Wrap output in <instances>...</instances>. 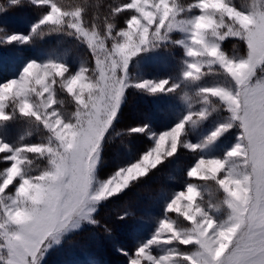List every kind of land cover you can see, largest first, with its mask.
I'll use <instances>...</instances> for the list:
<instances>
[{
	"label": "snow or ice",
	"instance_id": "snow-or-ice-1",
	"mask_svg": "<svg viewBox=\"0 0 264 264\" xmlns=\"http://www.w3.org/2000/svg\"><path fill=\"white\" fill-rule=\"evenodd\" d=\"M26 4L42 15L27 33L0 27V47L66 35L91 61L73 68L58 57L28 58L0 82V264H46L54 248L99 226L107 205L184 150L195 160L181 190L161 194L162 216L134 252L116 251L127 264H264V0H119L92 18L85 4L6 0L0 15ZM230 40L243 52L225 50ZM168 48L183 53L175 78L133 74L130 66ZM130 90L176 96L182 110L165 131L149 123L118 131ZM16 122L43 138L12 140ZM124 136L153 146L101 178ZM128 217L116 222L127 227Z\"/></svg>",
	"mask_w": 264,
	"mask_h": 264
},
{
	"label": "rangeland",
	"instance_id": "rangeland-1",
	"mask_svg": "<svg viewBox=\"0 0 264 264\" xmlns=\"http://www.w3.org/2000/svg\"><path fill=\"white\" fill-rule=\"evenodd\" d=\"M114 1L63 0V3L68 6L97 3L94 6H100L102 10L104 5H100V3H114ZM182 2L188 3L190 0H182ZM251 2L252 0H234V3L239 7H247ZM5 3L6 0L0 1V4ZM88 14L92 15V12L89 11ZM40 15H42L40 10L27 4L23 7L10 8L5 15H0V27L6 28L9 33H27L30 23ZM234 45L237 51L243 52V45L234 40L226 41L224 48L231 53ZM182 55L181 49L168 48L159 55H145L139 61L138 67L135 64L130 67L134 75L138 74L144 79L175 78L180 72ZM49 56L64 59L73 68L78 67L81 61H91L86 46L74 38L57 34L45 35L43 39H35L32 44L25 45L23 48L0 47V82L13 78L26 59H46ZM205 82L211 84L215 81L213 78H209ZM128 94L133 99L132 110L138 112L137 123H149L157 132L165 131L171 127L183 107L182 101L176 96H163L162 94L153 96L136 90H130ZM60 98H63V95ZM66 108L71 110V105L66 104ZM31 131L29 125L16 122L10 126L9 136L14 141L19 140L20 136H24V142H40L44 134L33 132L29 135L28 133ZM125 137L128 140L118 141L116 139L115 148L119 149V157L114 158L111 153L106 157L101 178H105L114 171L117 164L123 165L130 160L139 159L142 152L153 146L146 137L140 139ZM231 142H233V138L229 137L225 144ZM194 160L195 157L186 150L179 152L174 160L161 166L160 171L165 173L164 182L163 179L158 181L143 180L138 194L134 196L135 200L124 204L120 203L116 208H104L97 216L100 221L99 226L87 227L84 231L71 237L70 240H66L61 247L54 248L48 255L46 264H127V258L118 253L116 249L123 247L134 252L137 245L150 236L157 219L162 216L161 194L171 195L173 192L181 190L186 179V169ZM2 167L3 165H0V168ZM151 173L149 176H152ZM207 192H210L213 198H219V193H216L214 189L209 188ZM124 212L129 213L127 227H121L116 222V216ZM172 216L175 218V214ZM105 225L112 228L111 237L105 232ZM155 251L158 250L154 249Z\"/></svg>",
	"mask_w": 264,
	"mask_h": 264
},
{
	"label": "trees",
	"instance_id": "trees-1",
	"mask_svg": "<svg viewBox=\"0 0 264 264\" xmlns=\"http://www.w3.org/2000/svg\"><path fill=\"white\" fill-rule=\"evenodd\" d=\"M0 1H4V0H0ZM119 2V0H115L114 3H117ZM114 3H100V5H104L103 9L101 10L100 6L98 7H95L94 5L97 4V3H82V4H85L87 9L92 12V15L93 17L94 16H101L103 17V15H105L107 13V10H108V7L109 5L111 4H114ZM89 6V7H88ZM91 6V8H90ZM96 8V10H94ZM106 10V12H105ZM88 11V13H89ZM92 15H89L88 14V17L89 18H92L91 16ZM129 93V92H128ZM127 100H126V103L125 105L123 106V115L121 117V123L117 126V130H121V129H124L126 128L127 126L129 125H135V124H138L137 123V118H138V112L136 110H132V106H131V103L133 102V99L131 98V95L130 94H127ZM137 107H139V105H137ZM136 111V112H135ZM140 123V122H139ZM119 140H128L125 136L124 137H119V138H116ZM115 139V141H116ZM132 139V138H130ZM133 142V141H132ZM145 144V142L143 141V145ZM142 145V147H143ZM162 167H159L158 169H156L155 171H151V175L152 176H148L146 179H148L149 181H158L160 179H163V182H164V178H165V173L160 171ZM146 179H143V180H146ZM141 181L140 183L138 184H135L130 190L126 191L119 199L117 200H114L111 204L107 205L105 207L110 209L113 208H116V206H118L120 203L124 204V203H127V202H132L133 200H135L136 198L134 197L136 194H138L139 190H140V185L143 184L144 181ZM107 209V210H108ZM109 211V210H108Z\"/></svg>",
	"mask_w": 264,
	"mask_h": 264
}]
</instances>
